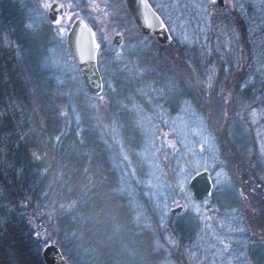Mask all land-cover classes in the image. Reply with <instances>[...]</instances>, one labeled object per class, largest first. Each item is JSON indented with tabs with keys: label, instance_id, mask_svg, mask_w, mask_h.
Instances as JSON below:
<instances>
[{
	"label": "trees",
	"instance_id": "1",
	"mask_svg": "<svg viewBox=\"0 0 264 264\" xmlns=\"http://www.w3.org/2000/svg\"><path fill=\"white\" fill-rule=\"evenodd\" d=\"M92 1L79 0L81 14ZM103 7L124 52L108 64L96 55L102 86L89 94L72 58V71L54 65L52 52L66 48L39 1L0 0V264H43V230L67 264H160L154 232L134 221L111 165L110 131L143 176L132 99H149L169 116L187 110L200 118L213 167L227 178L217 207L236 216L249 259L262 264L264 10L204 0L188 39L159 43L137 31L122 0H104ZM251 13L257 19H248ZM167 185L171 202L181 203L177 183ZM187 221L191 234L197 222Z\"/></svg>",
	"mask_w": 264,
	"mask_h": 264
},
{
	"label": "rangeland",
	"instance_id": "2",
	"mask_svg": "<svg viewBox=\"0 0 264 264\" xmlns=\"http://www.w3.org/2000/svg\"><path fill=\"white\" fill-rule=\"evenodd\" d=\"M38 1L45 15L48 4L53 0ZM56 1L64 8L62 14L52 22L58 43H63L71 21L81 16L90 26L91 22H94L95 28H91L98 45L96 55H100L106 64L112 62V59L121 58L124 52L123 44L112 50L110 47L116 25L102 13L104 0L90 2L86 14H81L77 5L79 0ZM148 1L165 22L170 37L185 40L197 27L194 13L199 10L200 3L204 0ZM230 1H238L243 6L249 3L250 9H254L256 13L264 10V0ZM256 13L248 15V19H255ZM261 15L264 17V13ZM258 22L262 23L263 20ZM62 49L59 51L57 48L52 52L53 63L60 70L72 71L74 67L70 62L71 57ZM108 52L111 53V59L106 55ZM103 67L108 69V66ZM128 108L131 109L143 136V146L138 151L143 163V176L138 175L139 172L134 170L121 149L119 136L110 131L109 139L113 141L112 145H115L111 152V165L118 175L117 190L126 196L131 205L134 221L154 232L156 246L163 251L160 264H253L248 256V240L243 235L239 220L231 213L219 211L217 207L216 198L222 201L224 193L228 190V184L225 185L227 178L220 168L213 167V143L200 118L187 110L169 116L149 99L145 103L132 99ZM199 169H209L212 181L211 195L203 201L192 200L186 187L188 177ZM167 174L169 181L172 179L177 183L175 192L177 196L182 194L181 203L171 202L175 198L171 195L174 189L169 191ZM221 191L217 196L216 193ZM177 204H181L182 209L169 214V207ZM189 216L194 217L197 222L191 234L187 233L188 227L185 226ZM177 220L179 225H175L176 235L173 227ZM47 236L46 230L37 234L40 240H46L45 243L53 242L47 240ZM250 252L258 253L253 248Z\"/></svg>",
	"mask_w": 264,
	"mask_h": 264
},
{
	"label": "water",
	"instance_id": "3",
	"mask_svg": "<svg viewBox=\"0 0 264 264\" xmlns=\"http://www.w3.org/2000/svg\"><path fill=\"white\" fill-rule=\"evenodd\" d=\"M214 2L220 7L225 4V0H214ZM123 5L138 32L153 35L159 43H166L170 40L165 22L147 0H123ZM63 10V6L53 0L48 4L45 14L47 19L53 22ZM120 41L119 34L114 33L111 36L113 45H118ZM64 45L75 62L85 90L89 94L99 93L102 83L96 66L97 42L93 29L83 17L77 16L71 21L64 35ZM186 187L192 200L203 201L208 198L212 190L208 170L199 169L193 172L186 181ZM181 209L182 205L177 204L169 207L168 212L174 214ZM40 257L43 264H67L58 246L53 242L42 245Z\"/></svg>",
	"mask_w": 264,
	"mask_h": 264
},
{
	"label": "flooded vegetation",
	"instance_id": "4",
	"mask_svg": "<svg viewBox=\"0 0 264 264\" xmlns=\"http://www.w3.org/2000/svg\"><path fill=\"white\" fill-rule=\"evenodd\" d=\"M148 1V0H147ZM149 2V1H148ZM225 3L226 4H229L230 3V0H225ZM150 4V3H149ZM153 8V7H152ZM156 11V10H155ZM115 33H117V34H119L120 36H121V41H120V43L122 42V35L120 34V33H118V32H115ZM96 40V39H95ZM120 43L118 44V45H120ZM112 44V43H111ZM113 45V44H112ZM118 45H114V46H118ZM97 48H98V45H97Z\"/></svg>",
	"mask_w": 264,
	"mask_h": 264
}]
</instances>
